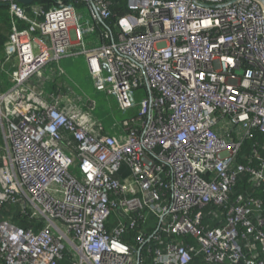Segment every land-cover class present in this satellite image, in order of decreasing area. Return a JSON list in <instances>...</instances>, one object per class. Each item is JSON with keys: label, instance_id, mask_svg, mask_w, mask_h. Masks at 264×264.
<instances>
[{"label": "built area", "instance_id": "obj_1", "mask_svg": "<svg viewBox=\"0 0 264 264\" xmlns=\"http://www.w3.org/2000/svg\"><path fill=\"white\" fill-rule=\"evenodd\" d=\"M85 1L89 19L0 0V264H264V203L240 188L264 183V141L245 150L264 135V0ZM71 21L95 89L135 110L118 129L30 87L71 55Z\"/></svg>", "mask_w": 264, "mask_h": 264}, {"label": "rangeland", "instance_id": "obj_2", "mask_svg": "<svg viewBox=\"0 0 264 264\" xmlns=\"http://www.w3.org/2000/svg\"><path fill=\"white\" fill-rule=\"evenodd\" d=\"M82 8L86 17V8L85 6ZM9 27L10 16L7 12V8L6 10L0 9V34H5L7 37ZM6 40L3 42V46L0 47V87H2V92L10 87L9 77L7 76V57L4 55V45ZM10 62L13 63L14 61ZM59 63V65L55 62L49 63L42 71L45 73L46 71L54 69V71L58 73V75L54 77V80L47 79L45 82V89L49 92L51 89L55 88V84L59 85L60 83H63L64 91L72 96L82 109H89V104H93L92 114L101 122L106 130L110 131L112 128L118 129L121 121L135 112V110L127 112L121 111L118 108L114 97L106 95L105 92L97 91L94 86V80L90 74L88 75L86 63L82 59L76 61L70 60L66 64H63L62 62ZM64 82H66V85ZM43 85L44 83H42V86ZM140 91L145 93L144 90ZM0 136V140H2V142L0 141L2 143H0L1 153L4 151V140L1 126Z\"/></svg>", "mask_w": 264, "mask_h": 264}, {"label": "crops", "instance_id": "obj_3", "mask_svg": "<svg viewBox=\"0 0 264 264\" xmlns=\"http://www.w3.org/2000/svg\"><path fill=\"white\" fill-rule=\"evenodd\" d=\"M86 8V17H85V13L83 11V8H76V13L78 16L84 17L86 19L90 18V11H89V7H87L85 5ZM71 25V34H72V38H73V45L71 47V52L69 56L62 58L59 62H62L63 64H66L68 61L70 60H79L82 59L85 63H86V68L88 71V75H89V70H88V66H87V62L85 59V56L83 54L78 53L81 49L78 40L76 39L75 36V21H71L70 22ZM84 26V24H82ZM102 27V26H101ZM100 26H96L94 27V30H92L90 33H83V43L85 45L86 48H91L94 46H98L101 44L102 39H101V28ZM58 62V65L60 64ZM9 65L7 62V69H8ZM61 69V68H60ZM47 73V75H46ZM62 73V71H61ZM58 73L54 71V69H51V71H46L45 73L43 72L42 77H35L30 81V87L35 90V91H40L41 94H43V96L45 97V99H48L49 101H52L53 98H57L61 104V107H66L69 108L70 105H72L73 103H75V99L72 98V96H70L68 93H66L64 91V85L63 83H60L59 85L55 84L53 89H51L49 92L45 89V87L42 86V83H44L45 86V82L47 81V79H51L54 80V77L57 76ZM60 75V74H59ZM64 84L66 85V82H64ZM0 91L2 92V87H0Z\"/></svg>", "mask_w": 264, "mask_h": 264}, {"label": "trees", "instance_id": "obj_4", "mask_svg": "<svg viewBox=\"0 0 264 264\" xmlns=\"http://www.w3.org/2000/svg\"><path fill=\"white\" fill-rule=\"evenodd\" d=\"M110 2H111V10L115 17L128 12L126 0H110ZM67 3H72L75 6V8L79 9L85 6L86 1L85 0H35L30 5H26L24 7H26L29 10L31 6H33L34 4H37L41 6L44 11H47L53 7L59 6L60 4H67ZM6 8L7 6L5 5V3L0 2V9L6 10ZM113 21H114V17L110 18L107 21V23L111 25ZM7 35H8V32H7ZM6 38L7 37L5 34H2V35L0 34V47L3 46V42L6 40ZM255 140L263 142L264 135L255 132L254 139H250L245 142V150H248V148H250V145H252L253 141ZM0 141L2 142V140ZM262 153L264 155V151ZM240 188L242 189V192H248L256 197L261 198L264 203V183H262L261 186L257 188H253V189H248L246 186V183H244V185L241 186ZM125 240H127L130 244H133L132 237L125 238Z\"/></svg>", "mask_w": 264, "mask_h": 264}, {"label": "water", "instance_id": "obj_5", "mask_svg": "<svg viewBox=\"0 0 264 264\" xmlns=\"http://www.w3.org/2000/svg\"><path fill=\"white\" fill-rule=\"evenodd\" d=\"M35 0H18V2L24 6L26 5H30L31 3H33Z\"/></svg>", "mask_w": 264, "mask_h": 264}]
</instances>
